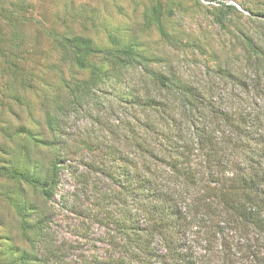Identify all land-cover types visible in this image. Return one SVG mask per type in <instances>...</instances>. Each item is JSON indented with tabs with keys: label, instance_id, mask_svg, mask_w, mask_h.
Listing matches in <instances>:
<instances>
[{
	"label": "rangeland",
	"instance_id": "rangeland-1",
	"mask_svg": "<svg viewBox=\"0 0 264 264\" xmlns=\"http://www.w3.org/2000/svg\"><path fill=\"white\" fill-rule=\"evenodd\" d=\"M66 31L101 49L82 70L56 42L55 35ZM245 38L264 45V0H0V167L12 159L22 128L41 170L37 186L22 187L35 217L45 221L35 239L22 229L7 200L17 183L0 173V264H15L22 252H35L43 264H109L118 256L120 240L112 236L118 199L99 195L117 190L105 157L113 150L123 167L151 162L162 171L157 157L139 153L133 135L142 132L143 145L159 148L171 129L146 109L145 95L155 90L146 67L179 84L210 88L224 104L230 91L242 107L260 104L246 68ZM112 40L148 60L120 65L104 53ZM74 78L83 80L80 89ZM56 96L65 99V135L50 133L44 122ZM147 120L150 133L140 129ZM61 139L68 147L56 155L59 175L52 184L49 161ZM41 186L51 188L50 198Z\"/></svg>",
	"mask_w": 264,
	"mask_h": 264
},
{
	"label": "trees",
	"instance_id": "trees-1",
	"mask_svg": "<svg viewBox=\"0 0 264 264\" xmlns=\"http://www.w3.org/2000/svg\"><path fill=\"white\" fill-rule=\"evenodd\" d=\"M159 30L168 37L163 26ZM55 36L70 65L80 70L87 66L88 57L101 50L90 39L70 31ZM244 40L246 68L260 104L242 107V100L231 91L225 93L224 104L210 88L179 84L146 67L147 79L155 87L145 95L146 109L171 129L159 148L143 145L146 136L133 132L139 153L157 157L163 162L162 171L151 162L123 167L116 163L119 156L113 150L105 157L109 161L106 174L117 190L99 195L107 201L118 199L112 236L120 240V254L109 264H264V45ZM111 43L104 53L120 65L148 60L118 41ZM72 83L78 89L84 82L74 78ZM239 83L246 85L243 79ZM63 101V97H54L44 114L52 134H66ZM150 128L149 120L140 127L146 133ZM18 132L21 141L0 173L17 183L7 200L19 215L22 229L35 239L45 221L35 217L36 210L22 186H37L41 170L32 161V149L22 136H28L25 130ZM60 144L53 146L49 161L52 184L59 175L56 155L68 147L63 139ZM109 159L115 164L112 170ZM41 187L42 195L50 198L51 188ZM37 255L22 252L15 264H43Z\"/></svg>",
	"mask_w": 264,
	"mask_h": 264
}]
</instances>
